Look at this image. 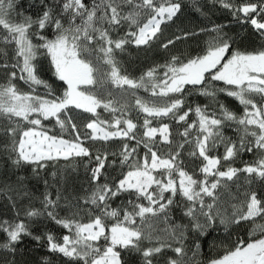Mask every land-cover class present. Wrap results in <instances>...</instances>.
I'll use <instances>...</instances> for the list:
<instances>
[{
	"label": "snow or ice",
	"instance_id": "6c2138e0",
	"mask_svg": "<svg viewBox=\"0 0 264 264\" xmlns=\"http://www.w3.org/2000/svg\"><path fill=\"white\" fill-rule=\"evenodd\" d=\"M220 3L264 40V0L238 6L231 0ZM29 8L36 11H28L16 0H0V69L5 74L0 83V118L8 122L2 129L8 143L0 157L4 180L0 191L7 189L29 200V206L20 209L9 197L14 218L0 219V233L5 236L0 248L14 254L24 238L31 237L43 241L50 253L66 258L65 264H159L165 249L175 253L166 264H264V224L250 230L247 240L237 237L231 247L213 239L209 247H223V254L199 259L202 238L218 226L230 234L233 225L264 219V197L251 187L259 181L264 191V47L253 52L233 50L230 38L218 35L204 54L184 60L171 56L134 78L122 69L118 53L127 45L151 46L158 41L163 26L181 12L180 0H35ZM212 30L222 31L220 26ZM187 35H176L161 47L168 49ZM43 60L64 85L59 95L42 78ZM140 89L151 98L138 96ZM193 92L210 97L215 107L187 104L186 97ZM219 94L238 101L243 114L221 102ZM128 96L134 98L137 120L143 114L142 123L131 117ZM100 109L111 119H101ZM74 110L91 114L83 132ZM191 113L196 119L189 121ZM166 118L184 124L175 147L170 125L163 122ZM46 121H54L61 133L68 132L72 138L53 133ZM153 121L158 125L153 126ZM226 129L237 138L228 136ZM117 139L119 152L93 153L85 146L86 140ZM160 145L169 150L162 152ZM186 145L191 146L188 156L200 161L198 170L189 171L181 158ZM221 146L223 155H214ZM245 153L255 159L235 167ZM109 155L114 159L109 160ZM84 158L89 187L76 198L77 211L59 214V192L55 198L45 192L41 208L31 206L28 178L18 175L20 170L30 168L31 178L39 181L50 165ZM117 162L127 170L109 179L107 168ZM241 173L249 189L239 208L233 205L236 210L228 215L218 206V191L239 180ZM51 175L55 178L57 172ZM43 182L48 185L46 179ZM121 195L126 200L112 207L111 201ZM173 207L181 208L188 223L171 224L161 230L166 234L161 236L151 223L160 218L168 223ZM80 211L86 212L87 222L77 219ZM39 217L67 234H34L30 221ZM190 237L191 248L185 243ZM44 264H49L47 259Z\"/></svg>",
	"mask_w": 264,
	"mask_h": 264
},
{
	"label": "trees",
	"instance_id": "16d2710c",
	"mask_svg": "<svg viewBox=\"0 0 264 264\" xmlns=\"http://www.w3.org/2000/svg\"><path fill=\"white\" fill-rule=\"evenodd\" d=\"M17 4H23V8L28 9L30 12H35L36 9L29 8V5L33 4L35 0H16ZM245 2H257V0H231L233 5H240ZM182 4V10L173 22H169L167 25L163 26V35L160 36L159 40L154 42L151 46H141L136 47L134 45H127L125 51L118 53V59L120 61L121 67L127 72L128 75L134 78H138L143 72H145L149 67L155 64H163L171 58V56H178L180 59L184 60L188 57H195L197 55H202L208 48L209 44L218 37V35H225L230 38L233 42V50H240L246 52H253L264 47V40H262L259 34L252 28L250 24L238 22L233 16L232 11L226 9L220 3V0H180ZM215 26H220L222 31L217 33L212 29ZM184 33H188L187 37L182 38L168 49L161 47V44L166 42L170 38H174L176 35L183 37ZM195 33V34H193ZM43 59V58H42ZM43 68L41 75L42 78L49 81L56 93L59 95L64 88L62 82L57 81L48 69L47 60H43ZM5 81V74L2 69H0V83ZM217 87H223L222 82H215ZM18 86L24 90L28 91L27 85L23 82L18 81ZM40 94H44L43 88H38ZM137 95L145 99H149L150 93L145 92L143 89L137 91ZM218 99L224 102L237 113V115L243 114V106H241L238 101L231 97H225L223 94L218 95ZM259 100V97H257ZM127 101L131 107L130 115L134 122L142 123L143 114H139V119L137 120L138 112L134 107V98L131 96L127 97ZM187 104L195 107L196 105L205 106L208 105L209 108L215 107L212 103L210 97L201 96L196 92L186 97ZM186 110V108H185ZM101 114V119H111L108 112L102 109L98 110ZM74 113H79V110H74ZM91 114L79 113L77 115L76 123L84 131L83 125L89 119H91ZM196 116L194 113L189 115V121L195 120ZM164 123L170 125L172 131L173 147L181 141L179 132L183 131L184 124L177 123L172 119H165ZM7 121L0 118V157H3L5 153V145L8 143V138L3 134L2 129L7 126ZM159 121H153V126H157ZM45 124L52 129V132L57 135H62L66 139L72 138L68 132L61 133L58 126L54 124V121H46ZM90 131V130H89ZM226 134L236 139V133L232 129H226ZM85 146L89 147L93 153L97 150L108 153L119 152L121 141L111 140L107 143L101 141H85ZM190 145H186L184 151L182 152L181 158L184 160L189 171L198 170L200 161L195 160L188 156L190 151ZM162 152H167V145H160ZM143 147L139 149V153L142 156L144 153ZM224 148L221 146L214 155H223ZM114 159L109 155V160ZM118 161V158H116ZM255 157L252 154L245 153L240 158L237 159L234 166L242 167L243 162L252 161ZM2 162V160H0ZM87 158L83 160L77 159L76 161H64L61 160L55 166H49L46 170L41 172L43 179L37 181L35 178H31V169L25 168L18 172V175L24 176L26 179L27 190L32 194L31 196V206L36 208H41V200L43 199V194L45 192L51 193L52 197L55 198L59 192L61 200L59 201L60 207L57 209L61 216H69L73 212L77 211L73 205L76 204V198L85 195V190L88 189V177L90 173L85 171V163ZM93 165H89L92 167ZM127 168L121 169L119 163L114 167L107 168V175L109 179L118 178L121 171H126ZM2 171V169H0ZM57 172L55 178L52 177V172ZM15 178V177H14ZM48 181V185L44 184V180ZM4 180L0 177V186H3ZM260 195L264 197V191L260 189V182L256 181L252 186ZM249 189V186L245 183L244 174H240V179L234 182H229L227 188H221L218 191L219 202L218 206L221 212H226L228 215L236 210L233 205L239 208L241 202L244 200L243 193L245 190ZM9 197L17 201V207L23 209L29 206V200L27 198L20 199L16 193L10 192L7 189L0 191V219L12 220L14 218V211L11 208ZM179 199V198H177ZM126 200V195H121L115 200L111 201L112 207H118L123 201ZM170 221L165 223L163 218L154 219L151 223V227L156 229V231L161 235L166 234L161 231L168 228L171 224H187L188 218L183 216V212L179 207H173L170 212ZM23 213L21 212V219H23ZM77 219H81L82 222L88 221V216L85 211H80ZM32 225V230L34 234H43L44 232H53L57 237L67 234V230L54 224L45 217L36 218L30 221ZM139 223V220H138ZM258 224H264V219L259 217L256 218L255 222L248 221L242 222L240 225H233L227 234L224 232L223 226H218L216 231L211 232L207 238H202L201 243V254L199 259L206 261L209 258H213L223 254V247L210 248V242L215 239L219 244L223 241L224 244L231 247L236 241L237 237L247 240L248 233L250 230L256 227ZM259 233H257L258 238ZM5 240L4 234L0 233V243ZM171 242V241H170ZM189 248L192 246L191 237L185 242ZM173 246H177L173 243ZM191 256V252H189ZM168 257L175 258V253L169 249L161 254L159 258V264H166ZM45 259L49 264H65L66 258L60 257L59 254L50 253L47 246L43 241L36 242L31 237H25L23 242L17 246L16 252L10 253L7 249L0 248V264H10L14 261L15 264H44Z\"/></svg>",
	"mask_w": 264,
	"mask_h": 264
}]
</instances>
